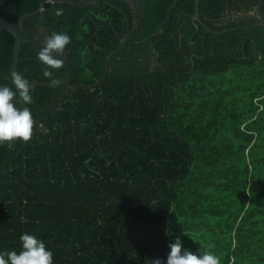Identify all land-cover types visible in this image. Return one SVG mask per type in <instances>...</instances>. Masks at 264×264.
<instances>
[{
	"label": "trees",
	"instance_id": "obj_1",
	"mask_svg": "<svg viewBox=\"0 0 264 264\" xmlns=\"http://www.w3.org/2000/svg\"><path fill=\"white\" fill-rule=\"evenodd\" d=\"M171 2L0 0L14 25L31 13L17 63L28 81L50 84L45 38L71 37L52 70L63 83L16 103L32 138L0 144V253L28 233L53 264H166L178 236L221 264H264V0H199L205 26L178 0L140 42ZM13 45L0 31V86L15 90Z\"/></svg>",
	"mask_w": 264,
	"mask_h": 264
},
{
	"label": "clouds",
	"instance_id": "obj_2",
	"mask_svg": "<svg viewBox=\"0 0 264 264\" xmlns=\"http://www.w3.org/2000/svg\"><path fill=\"white\" fill-rule=\"evenodd\" d=\"M70 42L71 37L67 33L53 32L45 38L44 46L36 54L38 61L46 66L42 70L44 78L48 79L53 87L63 83L61 79L53 78L52 70L64 66V60L60 57ZM11 80L15 90L7 85L0 86V144L12 143L17 139L28 142L33 136L34 119L30 108L16 106L17 102L23 105L33 102L29 81L17 71L11 73ZM20 241L22 250L19 253H0V264H53V253L46 248L42 240L23 233ZM168 247L170 251L166 264H221L219 257L211 251H199L197 254L184 249L178 236L169 242ZM152 264H162V260L153 259Z\"/></svg>",
	"mask_w": 264,
	"mask_h": 264
},
{
	"label": "water",
	"instance_id": "obj_3",
	"mask_svg": "<svg viewBox=\"0 0 264 264\" xmlns=\"http://www.w3.org/2000/svg\"><path fill=\"white\" fill-rule=\"evenodd\" d=\"M177 1L178 0H172L170 5L166 9L165 17L160 22V24L157 25L156 30L153 33H151L150 35H148L147 37H145L144 39H142L140 42H145L148 38H150L154 35H157L162 31L165 23L168 21V19L170 17L172 9L176 6ZM48 3H49L48 1L44 2L43 6L47 7ZM198 10H199V0H194V7H193V13L191 16V20L196 26H197V23L201 24L202 26H205V24L200 20ZM30 15H31V13H26V14L21 15L18 18L16 25L12 24L11 22H9L6 19L0 18V31L9 32L10 34H12V36L14 38L13 58H12V63H11V67H10V74L14 71H17L19 47H20V43L22 41V36H21L22 24H23L24 18L27 16H30ZM37 85H50V84L45 83V82H38L35 80L29 81L30 89H33Z\"/></svg>",
	"mask_w": 264,
	"mask_h": 264
},
{
	"label": "rangeland",
	"instance_id": "obj_4",
	"mask_svg": "<svg viewBox=\"0 0 264 264\" xmlns=\"http://www.w3.org/2000/svg\"><path fill=\"white\" fill-rule=\"evenodd\" d=\"M219 220L221 221V226H222L224 229H226V226L230 224V221H228V220H227L226 222L222 221L221 219H219Z\"/></svg>",
	"mask_w": 264,
	"mask_h": 264
},
{
	"label": "flooded vegetation",
	"instance_id": "obj_5",
	"mask_svg": "<svg viewBox=\"0 0 264 264\" xmlns=\"http://www.w3.org/2000/svg\"><path fill=\"white\" fill-rule=\"evenodd\" d=\"M216 33H219V31H216Z\"/></svg>",
	"mask_w": 264,
	"mask_h": 264
}]
</instances>
